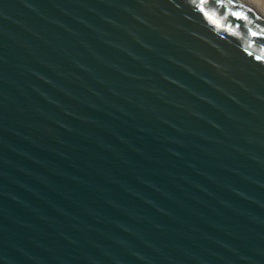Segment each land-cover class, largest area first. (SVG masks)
Returning <instances> with one entry per match:
<instances>
[{
	"label": "water",
	"instance_id": "95a60500",
	"mask_svg": "<svg viewBox=\"0 0 264 264\" xmlns=\"http://www.w3.org/2000/svg\"><path fill=\"white\" fill-rule=\"evenodd\" d=\"M262 29L242 0H0V264H264Z\"/></svg>",
	"mask_w": 264,
	"mask_h": 264
},
{
	"label": "snow or ice",
	"instance_id": "6c2138e0",
	"mask_svg": "<svg viewBox=\"0 0 264 264\" xmlns=\"http://www.w3.org/2000/svg\"><path fill=\"white\" fill-rule=\"evenodd\" d=\"M231 2H232V0H229V3H231ZM200 3L203 4L204 3V0H200ZM217 3H222V0H217ZM201 11H203L202 8H201ZM232 15L235 16V17H237V18L247 19L246 17H242V16H240V14L235 13V12L232 13ZM261 31L264 32V29H262ZM249 34L252 35V36H256L257 35V33L251 32V31H250Z\"/></svg>",
	"mask_w": 264,
	"mask_h": 264
},
{
	"label": "bare ground",
	"instance_id": "6f19581e",
	"mask_svg": "<svg viewBox=\"0 0 264 264\" xmlns=\"http://www.w3.org/2000/svg\"><path fill=\"white\" fill-rule=\"evenodd\" d=\"M244 1L245 3H247L250 7H252L259 15H261L262 17H264V14L263 12H260V9L258 8V6H256L255 4H253V2L251 1H254V0H242Z\"/></svg>",
	"mask_w": 264,
	"mask_h": 264
},
{
	"label": "rangeland",
	"instance_id": "374dc122",
	"mask_svg": "<svg viewBox=\"0 0 264 264\" xmlns=\"http://www.w3.org/2000/svg\"><path fill=\"white\" fill-rule=\"evenodd\" d=\"M251 2H253V4H255L256 6H258V8L260 9V12H263L264 14V0H254Z\"/></svg>",
	"mask_w": 264,
	"mask_h": 264
}]
</instances>
